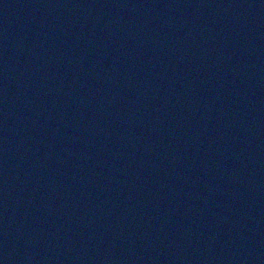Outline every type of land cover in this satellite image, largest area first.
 Listing matches in <instances>:
<instances>
[{
  "label": "water",
  "instance_id": "1",
  "mask_svg": "<svg viewBox=\"0 0 264 264\" xmlns=\"http://www.w3.org/2000/svg\"><path fill=\"white\" fill-rule=\"evenodd\" d=\"M174 0H0V264H172Z\"/></svg>",
  "mask_w": 264,
  "mask_h": 264
}]
</instances>
